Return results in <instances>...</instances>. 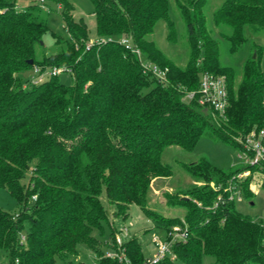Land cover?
Listing matches in <instances>:
<instances>
[{
    "label": "trees",
    "instance_id": "trees-1",
    "mask_svg": "<svg viewBox=\"0 0 264 264\" xmlns=\"http://www.w3.org/2000/svg\"><path fill=\"white\" fill-rule=\"evenodd\" d=\"M91 1L97 34L105 40L88 47V24L74 16L71 0H33L24 8L17 7L18 0H0V190L6 188L18 203L15 213L0 207V264H73L70 256L78 254L82 242L96 254L97 264H122L106 256L104 242L93 235L110 222L103 195L116 217L127 219L130 205L137 204L159 228L188 226V239L172 245L174 258L167 255L154 264H202L204 255L213 256V264H264V224L240 212L227 192L211 184L226 186L239 172L254 169L263 173L264 188V164L226 170L205 156L182 162L194 182L164 197L171 207L185 206L184 215L165 216L148 205L155 182L173 174L162 161L166 147L191 151L205 134L243 151L237 138L264 126L263 47L255 45L238 80L237 67L221 60L220 41L205 13L207 0H174L189 44L181 66L151 38L160 19L167 23L168 39L176 38L169 0ZM46 3L59 5L69 37L62 51L38 59L36 45L43 44L49 29ZM213 22L232 28L224 37L235 51L247 39L246 28L264 33V0H223ZM122 38L147 60L168 68L169 83L144 73ZM36 66L71 72L73 83L55 75L25 85L19 72ZM203 71L226 76L224 113L185 100L188 91L198 89ZM249 180L237 181L252 200ZM105 244L118 249L113 228ZM123 246L129 264L145 262L137 237Z\"/></svg>",
    "mask_w": 264,
    "mask_h": 264
},
{
    "label": "rangeland",
    "instance_id": "rangeland-1",
    "mask_svg": "<svg viewBox=\"0 0 264 264\" xmlns=\"http://www.w3.org/2000/svg\"><path fill=\"white\" fill-rule=\"evenodd\" d=\"M33 0H18L17 7L24 8L32 3ZM75 5L74 16L76 18L83 17L89 27L90 40L102 38L97 34L96 17L93 15L94 6L91 0H71ZM170 1L169 14L176 24V38L169 40L168 27L164 19H160L151 34V38L156 41L158 46L174 60L177 64L184 66L189 57V44L187 39V30L184 21L181 18L180 10L174 0ZM223 0H207L205 13L208 25L214 31V36L219 39L221 44V60L226 65L237 67L241 76L242 66L252 55L254 47L259 44L263 47L261 64L264 71V33H254L249 28L245 29L246 41L243 42L235 51H231V43L229 39L224 37L225 34L232 33V28L226 24L216 25L213 22V13L221 5ZM45 9H49L47 17L48 31L43 36V44L36 45V57L41 59L43 55L49 56L58 53L66 48V40L69 33L64 26V20L61 15V8L55 3H46ZM52 32L58 34L57 37ZM90 42V41H89ZM35 68V67H34ZM20 77L25 85H30L32 79L38 74L34 69L20 71ZM58 78L66 84L73 83V75L71 72L60 71ZM241 151L235 145L227 143L223 140H216L208 135L201 134L196 146L189 151L179 145H170L165 148L162 153V161L171 166L173 170L172 176L155 182L151 193L148 196V205L165 216H183L185 206L171 207L167 205L164 197L165 192H174L177 188L191 184L192 176L182 167L181 163H189L196 161L199 157L205 156L215 166L229 170L231 167L244 166L245 159L241 156ZM34 166V162L31 164ZM249 174L245 178H249V188L254 193L252 200L243 194L244 185L240 186L239 193L236 195L235 205L243 214H248L264 224V188L262 187L263 173L257 170L245 169ZM244 171V170H243ZM30 181V172L27 171L22 179L23 184ZM222 192H225L222 190ZM222 194V193H219ZM105 206L109 209L110 222H104V232L100 233L98 229L93 232L94 236H99L103 243V250L107 253L110 248L105 244L113 235L116 237L123 229H128V235H123L124 241L137 237L144 246V254L146 257L151 256L155 251L153 244L156 237H163L165 230L157 227L155 221L149 218L137 204H131L129 208V217L123 219L112 214L114 206L108 203L106 195L102 196ZM0 207L6 211L15 213L18 210L16 199L10 194L6 188L0 190ZM168 256L174 258L173 252H169ZM73 264H97L99 259L96 254L88 247L85 242L78 245V254L70 256ZM215 258L210 255H204L202 264H213ZM58 264H63L61 261ZM178 264H185L178 261Z\"/></svg>",
    "mask_w": 264,
    "mask_h": 264
},
{
    "label": "built area",
    "instance_id": "built-area-1",
    "mask_svg": "<svg viewBox=\"0 0 264 264\" xmlns=\"http://www.w3.org/2000/svg\"><path fill=\"white\" fill-rule=\"evenodd\" d=\"M46 7V6H44ZM105 38L96 40H90L88 47L96 42L104 41ZM121 42L127 47L131 48L138 56L143 72L155 77L159 82L169 83L168 68H161L159 65L147 60L142 53L141 49L134 45L130 40L122 38ZM34 71L38 74L37 77L32 79L31 84H39L51 76L58 75L62 69H51L42 71L40 67L36 66ZM193 99H197L198 102L205 108L224 113L229 106V93L227 78L224 74H216L211 71H203L200 74L199 86L196 91H188L185 95V100L190 102ZM237 141L243 146L240 157L242 156L245 164L259 165L264 164V126L260 129L253 130L245 138ZM249 174L248 170H244L236 174L226 186H215L211 183L215 190H224L228 193V197L231 200L236 199V195L239 193L240 184L237 180L244 179ZM222 193V192H220ZM220 199V196H219ZM189 230L187 225H175L170 230H165L164 236L156 237L153 244L155 246L154 253L146 257L143 264H154L165 258L169 252L172 251V245L176 241H186L189 237ZM123 235H128V229L123 228L118 235L115 237V243L118 247L117 250L110 249L106 256L119 260L122 264H129V258L126 255V249L123 246L124 238ZM7 264V263H2Z\"/></svg>",
    "mask_w": 264,
    "mask_h": 264
},
{
    "label": "water",
    "instance_id": "water-1",
    "mask_svg": "<svg viewBox=\"0 0 264 264\" xmlns=\"http://www.w3.org/2000/svg\"><path fill=\"white\" fill-rule=\"evenodd\" d=\"M29 62H30V63H32V62H33V60L31 59V60H29ZM185 199H188V197H185Z\"/></svg>",
    "mask_w": 264,
    "mask_h": 264
},
{
    "label": "crops",
    "instance_id": "crops-1",
    "mask_svg": "<svg viewBox=\"0 0 264 264\" xmlns=\"http://www.w3.org/2000/svg\"><path fill=\"white\" fill-rule=\"evenodd\" d=\"M161 180V179H160ZM156 182H159V180H157Z\"/></svg>",
    "mask_w": 264,
    "mask_h": 264
}]
</instances>
